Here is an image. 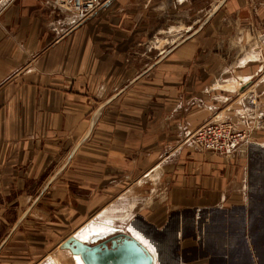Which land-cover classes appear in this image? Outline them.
<instances>
[{"label":"crops","instance_id":"obj_1","mask_svg":"<svg viewBox=\"0 0 264 264\" xmlns=\"http://www.w3.org/2000/svg\"><path fill=\"white\" fill-rule=\"evenodd\" d=\"M102 3L78 22L47 0H0V264H53L59 253L77 264L59 247L68 236L132 234V225L177 264L173 245L186 231L229 230L232 204L245 213L247 162L264 152V102L253 141L234 156L201 151L190 137L212 122L220 71L251 69L249 59L215 55H242L231 42L247 27L264 38V0ZM244 73L241 87L252 80ZM94 223L110 229L92 232ZM230 244L218 241L224 258Z\"/></svg>","mask_w":264,"mask_h":264},{"label":"rangeland","instance_id":"obj_2","mask_svg":"<svg viewBox=\"0 0 264 264\" xmlns=\"http://www.w3.org/2000/svg\"><path fill=\"white\" fill-rule=\"evenodd\" d=\"M1 6L2 5H0V7ZM199 19L200 21H198L195 25L196 28L204 23L202 17H200ZM188 24H192V22L188 21ZM242 33L243 34L240 35V38L236 37L234 40L232 39L231 42L232 49H238V47H236L238 45L243 46L244 53L242 55L237 53L233 54L231 52L232 54L226 55L216 54L215 57L216 59L223 61L222 57L227 56L225 60H227V62L231 63L232 65L239 64L241 59L242 61H246L247 59H249L250 63H248L247 67H251V69H249L251 71L247 70L249 73H247V76H251L252 80L249 81L244 87H241V83L237 78L239 77L238 74H246L244 72L247 71H244L242 73L238 69H231L229 73L224 74L223 76L221 74L222 71H220V75L218 74V78L221 79L215 81V83L211 86L215 90L211 92V96H217L216 98L219 99L213 100V103H211L214 113H212L211 117H208V121L214 122L223 119H231L239 126H243L244 124H246L248 117L252 116L250 113H248L246 115L248 116L247 119L246 117H240V111L244 109H246L247 111V108H250L247 104L248 98L257 96L258 103H260V101L262 103L264 102V97L260 95L261 91L264 89V83H261L260 81L261 79H264V38L261 39L263 36L261 38L258 37V35H261V33L255 28H253L252 30L247 27L246 30H244ZM257 47H259V49H257ZM260 49H262L263 53L260 52ZM220 95L229 98V100H220L225 99L224 97H219ZM200 104L203 103L200 102ZM231 114L237 116L229 117L228 115ZM256 126L260 127L261 125L260 123L257 124L256 121ZM262 127H264V124H262ZM257 129L258 128H255V131ZM255 131L252 134L251 141H253L254 139V136L256 134ZM247 169V172L249 174V188L251 189V197L249 198V202L247 204V207L245 208V213L244 208H242L241 206L242 203L232 204L229 208L231 211V214L229 215L230 219L227 217L229 214V210L225 212L226 221L230 222L228 223L229 230L225 228L223 231L221 227L220 230L215 231V228L211 227L210 229L208 228V230L204 229L201 236L199 235L201 231H186L184 234L185 237L181 236L182 238L178 239L177 241L178 244L173 245V254L175 255L177 253L178 255L176 256L181 257L183 261H181V259L178 263L175 261L173 262L177 264H251L249 261L245 262V257L248 253V256L252 255V257L255 258L254 264H264V152H255V155L251 156L248 159ZM150 185L151 188L154 187L153 184ZM145 196L150 197L152 195L148 193ZM146 200L148 201L149 198H146ZM154 201L155 203H158L159 198H156L154 200L153 198H150V201L148 203H153ZM139 203H142V201L140 200ZM220 213L223 212L220 211ZM216 217L221 218L222 220V215L220 214V216H214L213 221ZM211 223L212 220H209L208 224L211 225ZM41 230L46 231V229L44 228H42ZM118 231H120V229H118ZM65 232V230L59 231V237L57 238L59 239ZM203 235L205 236V239H198L197 241L198 236L203 239ZM155 237H158V235L156 234ZM39 238H41V235ZM207 238H211L209 242L206 241ZM216 239L217 241L214 242ZM219 240H224L225 242L228 241V243L230 241L231 243L229 246L224 248V250L226 251L225 253L227 254L226 258H224L223 253H221L223 251H218L219 247H221L218 246ZM201 241H204V243L207 242L208 244L206 246L204 244V246L201 247ZM48 246L51 248V250H53L54 248H57L58 245H56L53 241V243H50ZM220 249H222V247ZM156 250H158V246L157 248L153 249V253H156L154 255L156 256V258H158V261L160 259L159 263L165 264V262H163L164 259L160 258L157 255ZM213 252H215V254H217L218 256L216 257L215 255V257H212L214 254ZM57 253L58 249H55L54 256H56ZM162 253L165 254L163 250ZM59 254L60 255L56 256L58 257V260L56 261L57 264H75L70 255L61 253ZM56 263L54 262L53 264ZM166 264L174 263H169L168 260Z\"/></svg>","mask_w":264,"mask_h":264},{"label":"built area","instance_id":"obj_3","mask_svg":"<svg viewBox=\"0 0 264 264\" xmlns=\"http://www.w3.org/2000/svg\"><path fill=\"white\" fill-rule=\"evenodd\" d=\"M52 5L64 9L76 16L78 22L86 21L103 5L102 0H47ZM246 124L239 126L231 119L209 122L194 129L190 141L201 151H209L225 157L234 156L237 151L248 146L252 134L260 123V106L257 96L248 98ZM253 118V119H252ZM256 120V121H255ZM42 264V263H35ZM45 264V263H44Z\"/></svg>","mask_w":264,"mask_h":264},{"label":"water","instance_id":"obj_4","mask_svg":"<svg viewBox=\"0 0 264 264\" xmlns=\"http://www.w3.org/2000/svg\"><path fill=\"white\" fill-rule=\"evenodd\" d=\"M59 247L80 255L85 264H156L154 255L138 239L118 229L86 240L72 234Z\"/></svg>","mask_w":264,"mask_h":264},{"label":"bare ground","instance_id":"obj_5","mask_svg":"<svg viewBox=\"0 0 264 264\" xmlns=\"http://www.w3.org/2000/svg\"><path fill=\"white\" fill-rule=\"evenodd\" d=\"M88 228L92 232H95L97 230H105V231H107V230L110 229L108 226L99 225V224H96V223L92 224V226H90ZM130 231L135 236V238L138 239L153 255L156 254V253H153V249L157 248V244L154 242V240L151 237H148L147 235H145L144 232L140 228H138L136 225L130 226ZM86 232H87V230L85 229V231H83V233L80 232L82 237L80 236V233L76 234V236L78 238L82 239V240L90 239L91 237L94 236V235L86 236L87 235ZM106 233H114V231L113 232H106ZM102 234H104V233H100V234H97V235H102ZM74 256H75L74 259H76V263L77 264H85L84 261L82 260V258L80 257V255H74ZM154 257H155V260H156V264H160L159 263L160 259L158 261V258H156L155 255H154Z\"/></svg>","mask_w":264,"mask_h":264}]
</instances>
